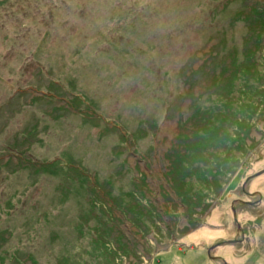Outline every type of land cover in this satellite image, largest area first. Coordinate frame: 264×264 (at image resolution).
Returning a JSON list of instances; mask_svg holds the SVG:
<instances>
[{"label": "rangeland", "instance_id": "rangeland-1", "mask_svg": "<svg viewBox=\"0 0 264 264\" xmlns=\"http://www.w3.org/2000/svg\"><path fill=\"white\" fill-rule=\"evenodd\" d=\"M231 1L0 0V264H213L264 169V35ZM238 207L220 253L264 264Z\"/></svg>", "mask_w": 264, "mask_h": 264}, {"label": "flooded vegetation", "instance_id": "flooded-vegetation-1", "mask_svg": "<svg viewBox=\"0 0 264 264\" xmlns=\"http://www.w3.org/2000/svg\"><path fill=\"white\" fill-rule=\"evenodd\" d=\"M258 173V172H257ZM255 173V174H257ZM255 174H251L248 175L245 179V182L241 184V189H240V193L237 197H235L234 199H232V202L230 204V211L232 212V216L234 219V223H235V229H236V235L232 238H228V239H223L220 240L218 242H215L214 244L205 247L206 252L210 255V260L213 261V264H231V261L229 260V258L227 256H225L224 254H221V248L222 247H228L231 246L233 248H241L244 247L245 245H247L249 243L250 240V226L248 225V223H246L245 225L241 224L240 222V217L241 213H240V208L238 207L239 205H247L248 207H251L253 209H255L257 206H259L262 202H264V192L260 191V190H251L249 189V182L251 180H253V178H256L257 176L260 177L263 173L259 174V175H255ZM182 201V200H181ZM204 205V204H203ZM184 207H186V209L181 213V220L182 223L184 222V225L182 226L181 229H184L185 227L190 225V206H186L185 204L183 205ZM202 206L201 207H196V213H201L202 212ZM190 214V215H189ZM264 215V214H263ZM262 215H260L261 217ZM251 221V219H249ZM260 220V218H258L256 221ZM174 228L171 227V229H169V231L172 232ZM226 241L227 243L224 244H220L221 242ZM217 246H214L215 244H218ZM214 246V247H212ZM264 246V242H262L260 245H257L258 248ZM223 249V248H222ZM227 250V249H226ZM218 251V254H215V252ZM214 254V255H212ZM133 260V258H132ZM134 261V260H133ZM130 262V264L133 263ZM134 264V263H133Z\"/></svg>", "mask_w": 264, "mask_h": 264}, {"label": "trees", "instance_id": "trees-1", "mask_svg": "<svg viewBox=\"0 0 264 264\" xmlns=\"http://www.w3.org/2000/svg\"><path fill=\"white\" fill-rule=\"evenodd\" d=\"M242 1L243 6L234 11L233 20L244 21L249 29H251V26L254 23L255 29L253 34L249 38L253 39L255 36V44H258V42L262 40V36L264 35V0ZM215 55H219V51H217Z\"/></svg>", "mask_w": 264, "mask_h": 264}, {"label": "water", "instance_id": "water-1", "mask_svg": "<svg viewBox=\"0 0 264 264\" xmlns=\"http://www.w3.org/2000/svg\"><path fill=\"white\" fill-rule=\"evenodd\" d=\"M264 172V169L263 170H261V171H259L257 174H255V175H259V174H261V173H263ZM224 243H227L226 241H224V242H221L220 244H224ZM217 245H219V243L218 244H215L214 246H217ZM214 246H212V247H214Z\"/></svg>", "mask_w": 264, "mask_h": 264}]
</instances>
